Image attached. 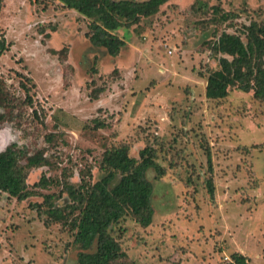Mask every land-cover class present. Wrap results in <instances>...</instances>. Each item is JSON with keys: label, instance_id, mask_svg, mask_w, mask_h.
Segmentation results:
<instances>
[{"label": "rangeland", "instance_id": "obj_1", "mask_svg": "<svg viewBox=\"0 0 264 264\" xmlns=\"http://www.w3.org/2000/svg\"><path fill=\"white\" fill-rule=\"evenodd\" d=\"M89 23L55 0H2L0 152L14 144L44 161L28 168L34 196L0 192V264H76L65 185L100 180L103 152L120 144L135 159L153 149L165 169L147 174L151 225L128 214L109 230L129 263L232 264L239 253L264 264V101L205 97L218 37L264 24V0H171L117 31L116 57L89 43Z\"/></svg>", "mask_w": 264, "mask_h": 264}, {"label": "trees", "instance_id": "obj_2", "mask_svg": "<svg viewBox=\"0 0 264 264\" xmlns=\"http://www.w3.org/2000/svg\"><path fill=\"white\" fill-rule=\"evenodd\" d=\"M55 1L88 19L86 39L94 48L104 49L109 56L116 57L125 46L117 31L155 15L171 0ZM1 3L2 0L0 9ZM220 18L225 21L229 15H221ZM10 45L0 35V57ZM213 52L224 56L218 59V69L207 78V99H223L230 90H237L253 92L254 99L264 101V24L250 23L243 27L241 34L221 33ZM90 99L96 100L98 95H92ZM207 157L210 162L209 154ZM23 160L25 165H21ZM43 161L42 156L31 157L14 144L6 147L0 152V192L17 202L34 196V191L26 183L28 168L41 167ZM99 168L105 175L97 182L89 185L82 180L77 188L65 185L69 203L63 210H67V214H75L71 228L74 232L73 246L80 250L76 264H132L127 261L119 243L109 235V230L128 214L136 218L143 228L151 225L153 185L147 174L152 170L155 178L163 177L165 169L157 164L153 149H142L139 159H135L129 156L125 144L105 150ZM44 180L42 177L34 186L42 189L46 185ZM205 184L208 196L213 200L212 179H207ZM47 213L55 219L61 217L60 209L54 206ZM40 216L43 218L44 213ZM231 260L232 264H247L246 257L239 253H233Z\"/></svg>", "mask_w": 264, "mask_h": 264}]
</instances>
